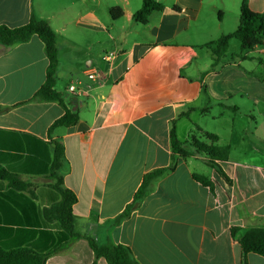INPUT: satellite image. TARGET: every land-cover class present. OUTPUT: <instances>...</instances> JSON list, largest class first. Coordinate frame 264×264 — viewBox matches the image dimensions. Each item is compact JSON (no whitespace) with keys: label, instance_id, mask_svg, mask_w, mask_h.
Instances as JSON below:
<instances>
[{"label":"crops","instance_id":"obj_1","mask_svg":"<svg viewBox=\"0 0 264 264\" xmlns=\"http://www.w3.org/2000/svg\"><path fill=\"white\" fill-rule=\"evenodd\" d=\"M156 1L164 10L142 24L134 15L143 0H0V25L16 28L32 17L49 23L56 89L79 114L74 126L50 132L66 108L36 97L49 64L44 43L35 35L0 44V169L19 181L16 188L0 177V246L54 247L41 232L59 231L47 215L61 200L51 178L59 143L62 187L77 197L81 238L46 264H108L96 259L88 238L130 247L140 264H264L263 256L244 255L237 238L264 228V49L241 53L239 42L231 52L232 38L214 64L207 45L236 31L242 0ZM248 4L264 12V0ZM112 7L122 17L114 20ZM173 128L187 147L192 136L204 140L203 132L230 145L229 159L218 162L230 182L204 156L174 154ZM172 165L118 220L145 175Z\"/></svg>","mask_w":264,"mask_h":264},{"label":"trees","instance_id":"obj_2","mask_svg":"<svg viewBox=\"0 0 264 264\" xmlns=\"http://www.w3.org/2000/svg\"><path fill=\"white\" fill-rule=\"evenodd\" d=\"M163 10L164 5L158 1L143 0L141 8L134 15V20L146 24L152 12ZM110 15L116 20L122 17L123 10L120 7H112L110 9ZM35 35L44 43L49 61L45 83L38 90L36 97L42 101L59 102L66 108L65 114L53 123L50 132L58 127L68 128L74 126L79 120V114L69 110L65 106L62 93L56 89V72L59 64L58 48L55 33L49 23L45 20L32 17L26 25L20 27L10 28L5 25H0V44L5 46L27 42ZM232 38H236L241 43V53L251 51L256 46L261 45L264 40V12H254L250 9L248 0L241 1L240 19L236 31L232 35H223L207 45L211 50L214 64L224 57ZM202 136L204 140L192 136L190 146L187 147L178 139L173 128L171 143L174 154H178L183 158L194 155L204 156L206 163L214 168L224 180L230 182L218 162L229 159L231 146L219 145V137L214 133L203 132ZM63 158L64 149L62 145L56 143L54 159L51 166V178L54 180L53 187L59 191L61 200L47 212V215L50 212L56 218L59 222V231L55 234H50L46 231L41 232L42 236L45 237V235H48L49 239L56 242L54 247L49 251H41L35 247V244L24 247L0 246V264H46L50 256L62 250L72 241L81 238V235L74 230L73 206L77 201V197L74 192L62 187L63 177L61 175V169L63 166ZM173 169L174 165L170 168L155 170L145 175L141 187L135 194L134 201L127 207L118 220L127 218L131 214V211L147 195L150 190V185L154 180ZM0 177L10 180L12 185L14 184V187H19V181L15 175L0 169ZM193 177L204 186L213 189V183L206 177L197 174H194ZM231 232L234 237H237L240 229L233 227ZM237 238L244 255L256 253L264 257V228L247 230ZM88 241L95 253L96 259L104 258L108 264H140L134 258L130 247L126 245L115 244L113 242L101 245L92 238H88ZM93 264L97 263L94 262Z\"/></svg>","mask_w":264,"mask_h":264},{"label":"rangeland","instance_id":"obj_3","mask_svg":"<svg viewBox=\"0 0 264 264\" xmlns=\"http://www.w3.org/2000/svg\"><path fill=\"white\" fill-rule=\"evenodd\" d=\"M230 51L232 52H235V51H240V48H239V41L234 39L233 42L231 43V48H230ZM64 84H62V88L64 87Z\"/></svg>","mask_w":264,"mask_h":264},{"label":"built area","instance_id":"obj_4","mask_svg":"<svg viewBox=\"0 0 264 264\" xmlns=\"http://www.w3.org/2000/svg\"><path fill=\"white\" fill-rule=\"evenodd\" d=\"M261 45H262V47H263V49H264V40H263V43H262ZM90 77L93 78L94 75L91 74ZM71 91H76V90H75V87H71Z\"/></svg>","mask_w":264,"mask_h":264}]
</instances>
